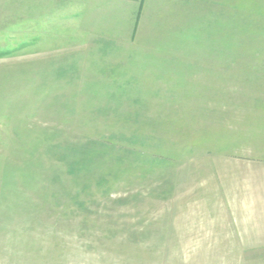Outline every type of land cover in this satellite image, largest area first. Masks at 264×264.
<instances>
[{"label":"rangeland","instance_id":"1","mask_svg":"<svg viewBox=\"0 0 264 264\" xmlns=\"http://www.w3.org/2000/svg\"><path fill=\"white\" fill-rule=\"evenodd\" d=\"M263 226L264 0H0V264H264Z\"/></svg>","mask_w":264,"mask_h":264},{"label":"crops","instance_id":"2","mask_svg":"<svg viewBox=\"0 0 264 264\" xmlns=\"http://www.w3.org/2000/svg\"><path fill=\"white\" fill-rule=\"evenodd\" d=\"M237 226H238L239 228H243V226H242V222H241V223H238ZM263 228H264V226H263Z\"/></svg>","mask_w":264,"mask_h":264}]
</instances>
